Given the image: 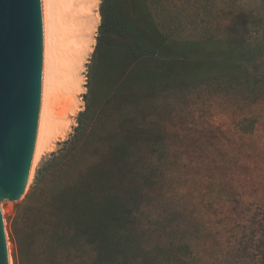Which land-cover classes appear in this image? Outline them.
Wrapping results in <instances>:
<instances>
[{"label": "rangeland", "instance_id": "obj_1", "mask_svg": "<svg viewBox=\"0 0 264 264\" xmlns=\"http://www.w3.org/2000/svg\"><path fill=\"white\" fill-rule=\"evenodd\" d=\"M49 1L45 96L66 104V126L24 195L0 196L10 264H26L38 219L53 243H77L72 185L127 213L101 264H147L148 248L189 236L216 264L239 238L264 246V0H106L143 49L124 67L91 63L102 0Z\"/></svg>", "mask_w": 264, "mask_h": 264}, {"label": "trees", "instance_id": "obj_2", "mask_svg": "<svg viewBox=\"0 0 264 264\" xmlns=\"http://www.w3.org/2000/svg\"><path fill=\"white\" fill-rule=\"evenodd\" d=\"M99 13L100 22L91 53L92 65L105 62L124 67L138 60L143 49L118 8L108 6L106 0H102ZM70 190L75 191V195L69 198L71 208L65 205L63 219L67 222L66 234L77 243L59 246L51 241L48 230L40 229L39 219L29 222L31 226L25 235L34 241L35 246L34 251L28 250L26 264H101L103 254H113L114 249L108 247L110 240L126 223L127 213L122 203L112 194L96 199L88 189L72 185ZM75 197L80 200L77 210H72ZM48 226L49 223L45 227ZM212 250L208 244H196L194 237L189 236L160 248H148L146 253L154 254V257L147 264H216ZM218 257L223 259L221 264H264V246L253 244L248 237L245 240L239 238L235 245L222 254L218 253Z\"/></svg>", "mask_w": 264, "mask_h": 264}, {"label": "water", "instance_id": "obj_3", "mask_svg": "<svg viewBox=\"0 0 264 264\" xmlns=\"http://www.w3.org/2000/svg\"><path fill=\"white\" fill-rule=\"evenodd\" d=\"M39 0H0V196L22 187L37 113ZM0 264H7L0 220Z\"/></svg>", "mask_w": 264, "mask_h": 264}, {"label": "bare ground", "instance_id": "obj_4", "mask_svg": "<svg viewBox=\"0 0 264 264\" xmlns=\"http://www.w3.org/2000/svg\"><path fill=\"white\" fill-rule=\"evenodd\" d=\"M50 1L39 0V12H40V66H39V88H38V102L35 126L32 137L31 151L28 160V167L26 175L21 189L14 198L11 200L20 199L31 181L35 164L37 163L41 152L45 149L50 136L61 134L66 123L64 121V104L59 111L54 110L53 102L45 96V90H47V67H48V34L50 30ZM86 42V41H84ZM85 47V46H84ZM85 53L84 50L80 51V56ZM69 108H73L70 106ZM53 114L59 122L53 124L50 118L46 117V114ZM5 210L0 207V220L1 229L5 246L6 262L10 264L9 260V247L6 239L5 227H4V215Z\"/></svg>", "mask_w": 264, "mask_h": 264}]
</instances>
